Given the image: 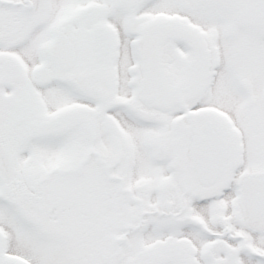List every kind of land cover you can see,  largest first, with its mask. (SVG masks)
<instances>
[{"label": "snow or ice", "instance_id": "6c2138e0", "mask_svg": "<svg viewBox=\"0 0 264 264\" xmlns=\"http://www.w3.org/2000/svg\"><path fill=\"white\" fill-rule=\"evenodd\" d=\"M0 264H264V0H0Z\"/></svg>", "mask_w": 264, "mask_h": 264}]
</instances>
